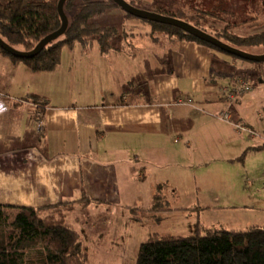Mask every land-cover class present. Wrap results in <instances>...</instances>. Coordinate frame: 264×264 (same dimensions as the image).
Listing matches in <instances>:
<instances>
[{"label": "crops", "instance_id": "1", "mask_svg": "<svg viewBox=\"0 0 264 264\" xmlns=\"http://www.w3.org/2000/svg\"><path fill=\"white\" fill-rule=\"evenodd\" d=\"M151 30L150 26L141 34L121 33L132 42L123 39V44L115 45L120 50L109 53H101L96 44L86 49L62 48L58 66L45 72L46 77L42 76L44 72H31L0 53V68L6 70L3 74L0 71V93L5 105L0 112V202L53 204L75 199L83 189L91 201L107 203L108 215L114 222L123 207V190L142 187L141 182L148 178L149 166L165 173L172 164L167 159L169 154L186 151L191 160L189 168L195 170L199 161L205 160L206 178L218 168L227 174L225 185L232 186L224 196L229 201L228 205L219 203V206L237 214L256 210L260 213L257 216L264 218V203L259 205L260 201L252 199L250 194L241 193L233 180L236 172L224 170L227 163L237 162L239 167L241 162L235 158L244 151V161L263 151L264 148L256 147L264 144V138L260 142L236 135L231 122L217 116L225 106L226 96L216 93V79L230 69L227 65L231 64L230 60L231 67L237 64L245 67V64L218 55L213 48L196 41L163 35L154 38ZM215 61L220 63L217 69H214ZM76 64L77 71L73 69ZM5 65L16 68L19 75L7 71ZM65 65L69 69H63ZM235 74H231L229 84L224 87L233 84L239 76ZM37 75L44 78L41 80L44 87L36 81ZM257 81L260 83L257 88L263 89L264 79L259 77ZM188 90L208 98L204 101L208 109L201 105L176 104L175 98L180 94L189 95ZM244 94L235 101L239 105L234 102L231 105V118L255 128L262 105L257 104L256 121L250 122L251 117L240 105L244 100L250 104L244 98L248 93ZM30 95L39 97L31 99ZM36 99L43 102V107ZM38 110L42 112L40 117L36 115ZM40 121L42 125L38 127ZM135 146L145 147L141 164H138L140 158ZM174 172L180 177L179 168ZM249 172L250 168L242 175L247 177ZM159 178L151 184L152 205L139 206L150 208L156 201L155 194L164 196L165 177ZM263 179L264 168H261L251 181ZM205 183L217 188L212 178ZM158 184H163L162 190L157 188ZM203 184V181L196 183L195 178L190 188L199 194L202 189L205 191ZM204 204L202 207L212 205L208 200ZM124 205L132 211L133 203ZM195 206L175 209L200 208ZM69 213L67 219L72 223ZM165 213L162 212L164 217ZM132 215L130 218L134 219ZM147 216L155 219L150 214ZM121 217H125L123 212ZM239 220L235 218L236 225L232 228L248 226H241ZM104 229L102 224L100 232Z\"/></svg>", "mask_w": 264, "mask_h": 264}, {"label": "trees", "instance_id": "2", "mask_svg": "<svg viewBox=\"0 0 264 264\" xmlns=\"http://www.w3.org/2000/svg\"><path fill=\"white\" fill-rule=\"evenodd\" d=\"M58 1L0 0V37L17 49H32L45 35L61 26ZM128 1L135 5L134 0ZM111 9L122 8L113 0H65L68 26L61 36L32 57L19 58L1 47L0 53L32 72H42L58 66L63 47L73 49L79 45L86 49L96 44L101 53L120 50L112 42L119 34L115 24H101L99 21ZM149 10L181 18L202 29L200 20L211 27L218 25L209 17L213 14L211 10L193 11L181 5L166 6L159 0L154 1ZM127 15L149 23L154 38L159 35L176 37L222 51L176 26ZM232 26L227 24L210 33L237 47L264 45V29L238 35L230 30ZM121 33L129 34L128 31ZM38 103L43 107L42 101ZM256 148L262 149L264 144ZM245 153L238 159L243 160ZM161 187L163 184H158L157 188ZM155 200L150 208L132 207V217L141 219L150 214L156 220L162 219V212L171 208L164 205L165 200L163 197L161 200L159 194H155ZM90 201V196L82 189L75 199L53 204L32 206L0 202V264H91L88 245L67 219L69 211L77 206L84 207ZM135 264H264V225L250 224L240 229L204 227L197 222L187 234L153 231L139 244Z\"/></svg>", "mask_w": 264, "mask_h": 264}, {"label": "rangeland", "instance_id": "3", "mask_svg": "<svg viewBox=\"0 0 264 264\" xmlns=\"http://www.w3.org/2000/svg\"><path fill=\"white\" fill-rule=\"evenodd\" d=\"M134 1V4L138 7L143 9H150L152 8V3L156 0ZM159 1H161L166 6L181 5L188 10L193 11L211 10L213 14H209V17L211 19H214L218 23L216 27H211L208 23H204L203 20H200V25L208 32H214L216 29L227 24H233L230 30L238 35H247L249 33L264 29V0ZM115 10H119V12ZM243 20L247 21L234 25V23H239ZM99 21L101 24H115V27L119 34H117V36L113 38L112 42L114 45L118 43L123 44V39H125L128 43L132 42L131 39H126L125 37L121 36V32L124 30L141 34L144 33L146 29H150L149 23L138 21L137 19L127 15V13L122 9L109 10L99 19ZM76 47H79V45H77ZM238 47L253 54L264 53V45H238ZM214 52L228 59L233 58L240 64H245V67L243 65L238 66V64L231 67L232 61L230 60L229 63L231 64H227L230 69L227 70L226 74L224 73L221 77H218L216 79V93L221 92V89L229 84V80H231V74L233 72L236 73L235 76L239 75L247 77L252 82L251 84H253V82H256L252 85L250 90L244 92L245 94L248 93L244 98L250 100V104H246L245 100L242 102V104H240L241 109L243 111H246L251 117L252 121L250 122L256 121L257 104L260 103L259 106L262 105V114L258 116L257 123L254 126L255 128H251L250 126H248L256 134L250 137V134L245 130L237 131L232 122L231 128L236 135L241 134V136H245V138H251L253 139V141H260V138H264V88L261 90L260 88H257L258 84H260L257 79L259 77H262L264 79V62L245 60L240 57H236L226 52L220 51L218 49H214ZM64 59L65 57L63 56L62 60ZM219 64L220 63L218 61H215L214 69H217ZM77 65L78 64L73 66V69L76 71L78 70ZM5 66L7 71L10 70V72L19 75L16 68L9 69V66ZM62 68L69 69L68 65H65V67ZM0 71L1 74L6 72V70L2 68H0ZM42 72H44L45 74H42V76H48V73H45L48 71ZM36 78V81L40 83V86L44 87L43 83L41 82V80H44V78L40 75H37ZM24 79L25 78L22 77V81H24ZM15 86H17V84ZM56 86L57 91L59 92L58 83L56 84ZM187 92L193 100L192 106L198 107L199 105H201L200 107H205V109H208L204 104V101H206L208 98L205 99L200 94L192 92L191 90H188ZM184 95L187 96L188 94ZM35 97L37 98L39 96H29V98L31 99ZM238 98H240V96ZM238 98L236 100H238ZM236 100H234V105L237 106L239 105V102H235ZM50 101L53 102L55 100L51 99ZM223 109L224 106L222 110ZM173 135V137H176V134ZM135 148H137L138 157L140 158L138 164H141V160L144 159L143 155L145 154V147L135 146ZM241 152L243 151L241 150L240 154ZM187 155L188 154L186 153V151L172 153L171 155L169 154L167 159L172 164H170V166H167V168L165 169V173L162 172V169H152L149 166L147 170L148 178L141 182L142 187H139L137 189L134 186L128 188L127 191L123 190V207H121V212H119V215L117 213L114 222L112 220V217L108 215V206H106L107 203L105 202L95 203L92 200L86 206H77L70 211L69 220L81 232L82 239H84V241L88 243L90 249L89 261L91 264H135L139 244L147 239L149 234L153 231L187 234L195 227V225L197 224L196 222L198 221L204 227L232 228L236 225L235 218L240 219L239 221L241 223V226L243 227L251 223H264V218H259L257 216L258 214H260L258 213L259 211L252 210L250 211L251 213L237 214L232 210H227L225 206H219V203H222L221 205H228L227 201L229 200L224 196V192L228 190V188L232 185H225L228 181L227 174L225 172H222L221 168H218L216 171L211 173L208 178H206L204 167L205 160H200L198 168L194 170L193 168H189L187 166L191 162ZM254 155L256 156L250 158L246 157L245 161L244 158L243 160H240L238 159L239 156H237L235 159L240 161L241 165L238 167L237 162L230 165L227 163L225 165L227 167H225L224 170H233L234 172H236L237 177L234 176L233 180H236L235 182H237L238 184V190L243 194H250L252 199L257 202L260 201L259 205H262V203H264V179L254 182L251 180L254 179V177L260 172L261 168H264V150L259 151V153H256ZM132 158H134V154L132 155ZM177 161H179L180 164L176 165ZM183 163H186V166L183 165ZM137 168L139 170H142L140 169L141 165H138ZM176 168H179L180 170V177H178L177 173L174 172ZM248 168H250V172L247 173V177H244L242 174H245L244 170H248ZM158 177H160L159 179L165 177V188H161V190L163 189L162 193L164 194L163 197L165 198L164 205L173 210L166 212L165 217L160 220H156L153 217H148L147 215H145L144 217L142 216V218L139 220L131 219L130 215H132L134 212L129 211V209H127L124 204L133 203V208H140L141 206L139 205H142L143 207L152 205L153 200L151 198L153 194V186H151V184L154 180H157ZM195 178L196 183H198L199 181H203L204 183L203 187L205 191H203L202 189L199 194H197L193 188H190V185L192 184V182H194ZM210 178L215 181V183L217 184V188H212L211 186L206 185L205 182H207ZM230 189L232 190V188ZM135 199L137 202H134ZM205 200L211 202L212 205L208 207H202V205H205ZM200 201L203 202L199 203ZM99 204H102L103 206L98 207L100 206ZM195 205H199L200 208L192 210L175 209L181 207H196ZM122 212L125 215L124 218L121 217ZM102 224H105V229L100 232V227Z\"/></svg>", "mask_w": 264, "mask_h": 264}, {"label": "water", "instance_id": "4", "mask_svg": "<svg viewBox=\"0 0 264 264\" xmlns=\"http://www.w3.org/2000/svg\"><path fill=\"white\" fill-rule=\"evenodd\" d=\"M113 1L116 4H118L120 8H122L125 12L133 16H136L138 18L147 19L150 21L164 23L167 25L176 26L184 30L185 32L192 34L193 36L199 38L200 40H203L205 42L215 45L216 47L220 48L222 51L227 52L233 56L240 57L245 60L255 61V62H264V53L262 54L249 53L243 49H240L239 47H236L234 45H231L221 40L214 34L202 28H199L198 26L186 20L171 16V15L154 12L149 9L140 8L138 6L131 4L127 0H113ZM64 2L65 0H59L58 5H57L58 12L61 17V26L58 29L45 35L42 39L39 40V42L32 49L30 50L17 49L11 46L10 44H8L6 41H4L1 37H0V47L4 49L6 52H8L9 54L14 55L19 58L32 57L36 55L37 53H39L47 43L61 36L68 26V17L64 11Z\"/></svg>", "mask_w": 264, "mask_h": 264}, {"label": "built area", "instance_id": "5", "mask_svg": "<svg viewBox=\"0 0 264 264\" xmlns=\"http://www.w3.org/2000/svg\"><path fill=\"white\" fill-rule=\"evenodd\" d=\"M251 87L252 84L245 77H239L237 80L233 82L232 85L223 87L221 92L226 96V103L224 109L220 113H218L217 116L222 118L223 120L232 122L237 131L245 130L250 134V136H253L256 133L246 124L242 122L233 121L230 112V107L234 102V100H236L244 92L250 90ZM1 97H2V93H0V112L4 108V103ZM174 101L176 104L192 105V98L189 95L185 96L184 94H180L178 95V97L175 98ZM36 115L40 117L42 115V112L38 110L36 112ZM41 125H42L41 121L38 122V127H41Z\"/></svg>", "mask_w": 264, "mask_h": 264}]
</instances>
